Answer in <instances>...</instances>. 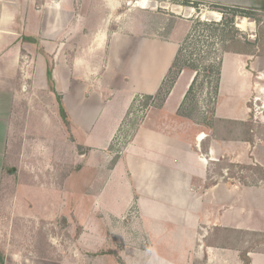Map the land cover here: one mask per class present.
<instances>
[{"label": "rangeland", "instance_id": "rangeland-1", "mask_svg": "<svg viewBox=\"0 0 264 264\" xmlns=\"http://www.w3.org/2000/svg\"><path fill=\"white\" fill-rule=\"evenodd\" d=\"M26 1L36 8L49 0ZM139 1L63 0L67 5L70 4L69 7L72 4L70 10L74 9L75 16H78L79 30L91 28L93 31L107 21L110 24L117 21L119 15L130 7L137 9L138 5L135 4ZM153 1L156 6L149 9L185 19L190 25L189 33L181 42L180 52L161 90L149 102H134L132 118H125V123L129 120L128 123L132 124L129 133L124 135L122 128L116 131L111 147L95 149L100 148L119 126L127 104L124 91L109 88L111 82L114 85L113 69L102 75L104 89L99 91L100 97L85 96L84 100L74 92L69 94L67 105L72 120L68 116L64 120L58 116L56 101L57 97H62V90L57 88L55 82L48 81L47 84V71L44 73L40 64L36 67V54L42 51L37 45H34L31 53L22 50L21 55L24 57L20 59L19 65L26 72L17 69L18 89L22 98L18 110L20 115L10 143L12 169L4 176L0 188V245L7 253L8 264H124V248L117 240L121 231L116 233L113 230L114 234L111 235L112 229L108 228L110 221L105 216L100 220L101 236L104 238L106 234L108 239H115L112 244L108 243L109 246L103 244L95 235L94 230H100V227L95 218L97 215L91 211L109 209L113 214L121 211V205L115 201L116 195L122 193L117 186L120 172L112 176L107 170L120 157L143 114L149 108L163 104L181 70L195 75L191 89L175 114L184 127L193 126V122L195 124L198 121L203 125L207 123L218 136L233 139L251 135L264 150L263 0H236L237 3L230 0ZM174 5L180 7L179 11L173 9ZM187 7L191 8V12L185 15ZM212 12L216 15H213V19H207L206 15ZM129 17L130 14L126 22ZM242 18L247 22L244 30L237 26ZM229 20L231 22L227 25ZM53 22L50 20L51 25ZM39 26L37 22L34 23L37 38ZM227 31L240 40L261 41L260 46L255 47L256 54L239 56L242 77L248 79L246 81L244 78L243 85H240L243 89L241 103L246 104L248 119L244 122L213 117L219 81L215 72L217 66L221 69ZM117 41L113 44L114 49L120 45ZM57 43L56 38L52 48ZM25 60L27 63L23 64ZM232 61L228 56L226 72L230 67L234 69ZM96 74L95 84L100 86L99 70H96ZM229 75H225L224 92L229 88ZM181 86L180 82L177 89L180 90ZM254 115L256 120L253 119ZM251 128L253 132L249 131ZM220 155L215 156L216 162L208 165L209 178L204 184L212 185L219 180L225 182L226 195H211V211L216 203L224 205L225 209L236 205L241 206L246 215L247 209H253V205L248 202L253 196L257 206V212L253 215V229L218 226L213 221L215 215L211 213L210 223L203 229L205 238L200 239L197 246H201L204 252L207 251L206 246L213 252L222 247L238 255L247 249L252 253L250 255L253 256L254 264H264V215H261L264 209V179L258 176L256 168L259 164L241 162V157L234 155ZM260 169L264 171L262 166ZM229 189H235L238 194L230 195L227 192ZM247 193L250 194L246 196ZM129 211L128 217L130 214L131 219L137 216L133 209ZM60 218L65 219L64 226L59 224ZM111 221L120 224L124 220L112 217ZM112 249L115 251L112 252Z\"/></svg>", "mask_w": 264, "mask_h": 264}, {"label": "crops", "instance_id": "crops-1", "mask_svg": "<svg viewBox=\"0 0 264 264\" xmlns=\"http://www.w3.org/2000/svg\"><path fill=\"white\" fill-rule=\"evenodd\" d=\"M69 5L63 0H49L35 8L26 0H0V188L4 176L12 169L10 143L20 115L22 94L18 89L17 69H21L22 50L31 53L37 45L42 51L36 52V67L40 64L41 70L47 71V84L48 81L55 82L62 90V97H57L56 101L61 100L71 120L67 105L69 94L74 92L84 100L85 96L100 97L99 91L104 89L102 75L113 69L114 85L111 82L109 88L124 91L127 104L119 126L100 148H95L103 149L111 147L113 135L119 129L122 128L124 135L129 133L132 124L128 123L129 120L125 123V118H132L131 109L136 100L145 103L156 97L190 29L185 19L138 5L137 9L128 8L111 24L107 21L97 30L86 28L80 31L78 16H75L74 9L70 10L72 4ZM50 20L54 21L52 25ZM35 22L41 25L38 38L34 31ZM56 38L57 46L52 48ZM116 41L120 45L114 49ZM228 56L233 59L234 69L230 67L226 72ZM239 56L253 55L224 52L217 103L213 107L215 119L248 120L246 104L241 103L243 89L240 85L245 77H242ZM21 70L25 71L23 67ZM96 70L101 76L100 86L95 84ZM227 73L231 74L227 81L229 88L224 92ZM194 76L193 72L186 74L181 70L163 104L151 107L143 114L120 157L107 170L110 175L120 172L117 186L122 193L116 195L115 201L121 205V211L118 214L109 209L91 211L97 215L100 230L92 228L103 244L109 246L108 243L112 244L115 239H108L106 234L104 238L101 236L100 220L105 216L110 221L111 235L113 230L116 233L121 231L117 240L124 248V264H243L240 254L232 253L230 249L218 247L213 252L206 246L204 252L197 242L205 238L203 229L210 223L211 213L218 226L253 229V215L257 212L253 196L248 201L253 209H247L246 215L241 206L225 209L224 205L213 202L211 211V195L216 193L218 197H224L227 187L220 180L212 185L204 184V181L209 178L208 165L216 162L217 154L241 157V162L257 163L264 168V150L253 137L252 141H247L246 137L231 139L214 134L207 123L203 125L196 121L188 127L180 123L175 114L183 104ZM180 82L182 86L178 90ZM249 131L253 132V129ZM227 192L232 196L238 194L235 189ZM131 209L137 214L132 219L130 214L128 217ZM261 215H264V209ZM112 217L124 221L120 224L112 222ZM0 250L3 264H8L7 253L1 245ZM250 254L251 251L248 252L250 264H254Z\"/></svg>", "mask_w": 264, "mask_h": 264}, {"label": "trees", "instance_id": "trees-1", "mask_svg": "<svg viewBox=\"0 0 264 264\" xmlns=\"http://www.w3.org/2000/svg\"><path fill=\"white\" fill-rule=\"evenodd\" d=\"M262 7L264 8V0L262 1ZM231 22V20L227 21L226 24L228 25L229 23ZM227 25H224V26H227ZM230 28H232V25H230ZM225 45L223 47V51H231V52H235V53H240V54H246V55H254L256 54L257 52L255 51V47H258L260 46L261 44V41L260 40H256V41H253V40H240V39H237L234 37L233 33L230 32V31H227L226 35H225ZM216 75H217V80L219 78V73H220V68H218L217 66V70H216ZM194 80L195 78L193 79L190 87H189V90L191 89L193 83H194ZM188 93V92H187ZM58 102V113L60 115V117L62 119H66L67 118V113L65 112V109L62 105V102L60 99L57 100ZM147 102V101H146ZM145 102V103H146ZM247 138V141H252V137L251 135H249ZM258 176L260 177V179H264V171L263 169L261 170L260 169V166L258 168ZM248 252H250V250H243L240 252V258L242 259L243 261V264H250V259L248 257ZM3 260H4V257H3V253H1V250H0V264H3Z\"/></svg>", "mask_w": 264, "mask_h": 264}, {"label": "water", "instance_id": "water-1", "mask_svg": "<svg viewBox=\"0 0 264 264\" xmlns=\"http://www.w3.org/2000/svg\"><path fill=\"white\" fill-rule=\"evenodd\" d=\"M145 2L147 3V7H148V8H153V7L156 6L155 1H153V0H145V1L143 2V4H144ZM173 9H174L175 11H179V6L174 5V6H173ZM190 12H191V8H190V7H187V8H186V11H185V15H188ZM206 18H207V19H213V15H212L211 13H209L208 15H206ZM59 223H60V225H65V224H66V221H65L64 218H60V219H59Z\"/></svg>", "mask_w": 264, "mask_h": 264}, {"label": "bare ground", "instance_id": "bare-ground-1", "mask_svg": "<svg viewBox=\"0 0 264 264\" xmlns=\"http://www.w3.org/2000/svg\"><path fill=\"white\" fill-rule=\"evenodd\" d=\"M144 1H145V0H140L139 2H136L135 5H139V6H141V7H146V8H147V3L145 2V3L143 4ZM179 9H180V7H179ZM211 14L214 15V16L216 15V13H214V12H212ZM237 26H238L240 29L244 30V29L246 28V26H247L246 19H245V18H242V19L239 21V23L237 24Z\"/></svg>", "mask_w": 264, "mask_h": 264}, {"label": "built area", "instance_id": "built-area-1", "mask_svg": "<svg viewBox=\"0 0 264 264\" xmlns=\"http://www.w3.org/2000/svg\"><path fill=\"white\" fill-rule=\"evenodd\" d=\"M258 100H259V99H258ZM255 101H256V100H255ZM253 119H254V120H256V119H257V117L254 115Z\"/></svg>", "mask_w": 264, "mask_h": 264}, {"label": "flooded vegetation", "instance_id": "flooded-vegetation-1", "mask_svg": "<svg viewBox=\"0 0 264 264\" xmlns=\"http://www.w3.org/2000/svg\"><path fill=\"white\" fill-rule=\"evenodd\" d=\"M225 1V0H224ZM235 1V3H237V1L236 0H230V2H234Z\"/></svg>", "mask_w": 264, "mask_h": 264}]
</instances>
